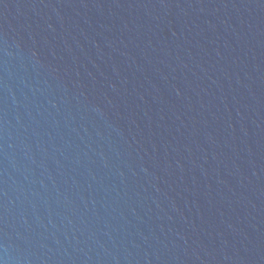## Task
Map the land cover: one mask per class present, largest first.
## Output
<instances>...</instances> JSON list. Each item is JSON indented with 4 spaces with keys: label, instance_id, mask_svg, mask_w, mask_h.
Instances as JSON below:
<instances>
[{
    "label": "water",
    "instance_id": "obj_1",
    "mask_svg": "<svg viewBox=\"0 0 264 264\" xmlns=\"http://www.w3.org/2000/svg\"><path fill=\"white\" fill-rule=\"evenodd\" d=\"M0 264H264V0H0Z\"/></svg>",
    "mask_w": 264,
    "mask_h": 264
}]
</instances>
